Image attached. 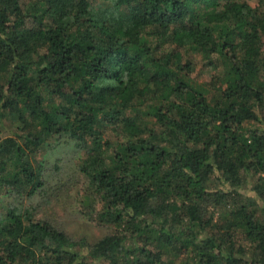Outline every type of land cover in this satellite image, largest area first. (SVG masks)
I'll return each instance as SVG.
<instances>
[{
    "label": "trees",
    "instance_id": "16d2710c",
    "mask_svg": "<svg viewBox=\"0 0 264 264\" xmlns=\"http://www.w3.org/2000/svg\"><path fill=\"white\" fill-rule=\"evenodd\" d=\"M256 1L0 0V264H264Z\"/></svg>",
    "mask_w": 264,
    "mask_h": 264
},
{
    "label": "rangeland",
    "instance_id": "374dc122",
    "mask_svg": "<svg viewBox=\"0 0 264 264\" xmlns=\"http://www.w3.org/2000/svg\"><path fill=\"white\" fill-rule=\"evenodd\" d=\"M253 4H256V0H252ZM203 63L200 60L198 63V66L195 70L194 76L200 83H204L205 81L209 80V77L207 76L205 70L202 68ZM203 70V72H202ZM264 113V112H263ZM46 152V151H45ZM44 152V153H45ZM83 151H78V155L75 157L73 156V152L71 151V148L69 146H65L62 148L55 149V151L49 156L51 161H54L56 158L60 157L61 160L58 162L63 169H61V172L63 176L68 177L70 174L75 172V166L78 165L79 158L81 156H84ZM47 154H44L43 158L45 156L48 157ZM57 162H48L47 166H53ZM81 182V179H78ZM78 181V183H80ZM72 181L70 184V189L64 191L58 199H60L59 202H57L56 198L53 199L52 204L54 206H51L48 209H51L49 211H46V214H48L50 217L54 218L55 220H62L64 223V226L73 234V235H82L85 234L87 238L94 243L97 239L104 236L108 229L107 227L103 225H99L89 219L88 217H82L79 213V203L78 200L75 198L76 196V189L72 186ZM248 187V185H247ZM46 210V209H45ZM42 212V211H41ZM43 213H40V216H42ZM108 226V225H107Z\"/></svg>",
    "mask_w": 264,
    "mask_h": 264
}]
</instances>
